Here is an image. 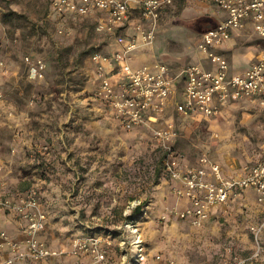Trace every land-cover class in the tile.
<instances>
[{
	"label": "rangeland",
	"instance_id": "obj_1",
	"mask_svg": "<svg viewBox=\"0 0 264 264\" xmlns=\"http://www.w3.org/2000/svg\"><path fill=\"white\" fill-rule=\"evenodd\" d=\"M49 4L0 0V61L8 70L0 71V190H17L25 181L41 187L56 204L46 235L59 245L80 234L73 218L82 214L92 229L100 228L98 235L110 237V264L134 262L139 251L146 255L143 264H151L156 252L175 264H221L234 253L244 264H264V205L252 191L233 196L201 226L174 215L162 218L165 206L182 204L173 192L176 182L157 174L162 152L155 146L165 153L163 145L146 126L132 133L116 127L88 96L98 82L87 73L88 55L120 47V38L97 19H66L68 33L59 34L48 24ZM184 7L170 12L153 44L128 54L131 67L160 61L164 52L177 59L165 61L171 67L213 65L197 49L198 32L180 22L203 14L223 20L225 12L209 1L189 0ZM242 36L259 43L254 35ZM27 53L46 63L41 83L28 79ZM173 106L164 115L175 129L168 144L183 155L184 166L206 156L230 176L261 158L264 100L233 103L216 118L180 115ZM64 202H70L69 212L63 213ZM139 204L141 212L134 214ZM255 225H262L257 241Z\"/></svg>",
	"mask_w": 264,
	"mask_h": 264
},
{
	"label": "built area",
	"instance_id": "obj_2",
	"mask_svg": "<svg viewBox=\"0 0 264 264\" xmlns=\"http://www.w3.org/2000/svg\"><path fill=\"white\" fill-rule=\"evenodd\" d=\"M176 0H50L49 16L54 17L59 34H66V19L93 17L100 20L106 33L121 40L120 47L107 52L93 51L89 60L97 84L92 95L103 100L114 112L121 127L131 130L146 126L164 147V174L176 182L173 192L182 204L167 205L162 218L174 215L193 226H201L214 207L223 208L230 199L242 191L252 189L256 200L264 205V142L261 158L241 166L231 176L222 174L220 165L206 156L199 164L184 166L183 155L168 144L175 135L173 122L164 119L173 101V109L180 115L198 114L215 118L224 108L238 100H264V50L243 73L228 75V61L217 50L230 37L231 30L242 29L251 23L256 34L264 39V0H200L218 5L225 18L215 27L198 32L197 49L205 54L216 69L200 63H189L173 74L161 58L149 65L133 68L128 54L151 45L156 39L162 14ZM32 79H41L46 63L42 57L27 53L23 56ZM0 71L8 70L0 61ZM180 85H183L179 90ZM1 95V94H0ZM0 210L17 215L23 220L20 227L24 237L10 238L0 231V264H44L48 258L62 256L89 257L87 264H108L112 250L110 237L83 233L70 240L67 248L52 247L43 239L47 214L36 186L24 192L7 194L0 192ZM261 226H251L256 241ZM259 250L254 255H257ZM134 262L143 264L146 255L142 251ZM151 264H175L160 252L152 254ZM236 253L221 264H244Z\"/></svg>",
	"mask_w": 264,
	"mask_h": 264
},
{
	"label": "crops",
	"instance_id": "obj_3",
	"mask_svg": "<svg viewBox=\"0 0 264 264\" xmlns=\"http://www.w3.org/2000/svg\"><path fill=\"white\" fill-rule=\"evenodd\" d=\"M188 1L189 0H176L174 2V4L172 6H170L162 14V16L160 18V24L163 23V21L170 16V12L178 10V8H180V7L186 6ZM200 17L209 18V17H214V16L203 14ZM160 24H159V26H160ZM246 33H249L250 35H254V37L259 41V43L257 42V43L251 44V40H250V42H247L246 40H244L242 34H246ZM198 39H199V37H198ZM263 50H264V39L259 37L256 34V32L253 30V26L251 23H247L245 25V27L242 29L231 30L230 37L227 40L223 41V43L219 46L217 51L227 59V61H228L227 74L232 75V74H237V73H243L245 70H247L250 67V65L256 61L258 55ZM168 54H170V53H167V52L162 53L161 58H163L164 56H167ZM187 64H189V63L187 62L185 65H187ZM185 65H183V66L177 65L174 67H171V66H169V67L171 69V72L173 74H176V73L180 72ZM208 68L216 69L217 65L216 64L211 65L210 67L208 66ZM182 87H183V85H180L179 90H181ZM172 104H173V101H172ZM227 106H229V105H227ZM194 116H198V114H194ZM221 171H222V169H221ZM222 174L226 177L229 176V175L225 174L223 171H222ZM3 189L4 188H1V190H0L1 193L4 192V191H2ZM246 191H252L255 194V198H256V192L254 190L247 189V190L242 191L241 193L246 192ZM220 208H221L220 206L214 207L212 212H211L210 218L206 222H208L209 220H211L212 218L217 216L218 210H220ZM22 223H23V220L20 219L17 215H14L12 213H7L5 211L0 210V231H3V230L6 231L7 234L10 236V238L18 240V239H21L24 237V235L20 229ZM49 245H51L52 247L67 248L70 245V241L67 245H59L56 242H54L53 240L49 239ZM89 259L90 258L87 256L80 257V258L71 257V256H62V257H58V258H48L44 262V264H87ZM108 264H110V263H108ZM116 264H121V262H117Z\"/></svg>",
	"mask_w": 264,
	"mask_h": 264
},
{
	"label": "trees",
	"instance_id": "obj_4",
	"mask_svg": "<svg viewBox=\"0 0 264 264\" xmlns=\"http://www.w3.org/2000/svg\"><path fill=\"white\" fill-rule=\"evenodd\" d=\"M49 9H50V4H49ZM14 13L15 12H13V11H11L9 13H5L4 14L5 18H3V20H8L10 18V16L13 15ZM203 18H207V17H202V19ZM77 19L86 20V19H95V18H93V17H82V18H76V20ZM48 24L50 26H52L53 29L56 31V24H55V21H54V17L52 15L48 16ZM197 28H200V27H197ZM90 54L88 55V59L90 57ZM35 55H38V54H35ZM88 69H89V67H88ZM93 70H94L93 65H90V69L88 70L87 73H89V72L91 73V71L93 72ZM45 72H46V69L44 70V75H43V77L41 79H30V78H28V79L32 83H36V84L41 83L42 81H44ZM86 75H89V74H86ZM88 96L92 100V102L95 105L96 109H98V114H101V115L104 114L105 116H107L112 121V123H114V125L116 127L120 128L121 130H123L125 132L131 131V133H132L135 130L144 128L142 126L135 127V128H133L131 130H127V129L122 128L120 126V124L118 123V121H117L112 109L103 100L94 97L91 92H88ZM257 100H262V99L258 98ZM240 102H246V101L245 100H238L236 102H231L228 105H231L233 103H240ZM146 131L148 132L146 134V137H148L150 140H153V138L151 136V132L149 130H146ZM18 134H19V136L17 138L19 140L23 139L20 136V131H18ZM155 147H156V149H158V150H160L162 152L160 162L158 163V166L156 168L157 174H159L161 178H165L166 176L164 174V161H165V156L166 155L162 151V148H161L160 145L156 144ZM30 187L31 186H29V183L27 181H25L24 184L20 188H18L17 190L11 191V190L7 189L4 192H6L7 194L14 193V192H24L25 190H27ZM36 187H37V190H38V194H39L41 203H42V205L44 207V210H45V212L47 214V223H46V227L42 231V236H43V239L47 242V244H49V238L47 237L46 232L48 230V225H49V222H50L49 218L50 217L53 218L52 213L54 212V205H56V204L51 202V200L46 196V193L44 191H42L41 187H39V186H36ZM61 204H62V206L64 208V210H63L64 212L63 213L69 212L70 202H67V203L64 202V203H61ZM141 207H142V204L137 205L134 208V214L141 212ZM128 217L129 218L132 217L131 219H133V216H131V214ZM73 219H74V222H75L76 226L80 229V234H83V233H81V231H84V232L89 233V234L98 235L99 234L98 232L101 231V230H99L100 228H97V227L92 229L91 228V224H90L92 222L88 221L87 218H84V216H82V214H81V216L79 215L78 217H74ZM80 234H78V235H80Z\"/></svg>",
	"mask_w": 264,
	"mask_h": 264
},
{
	"label": "water",
	"instance_id": "obj_5",
	"mask_svg": "<svg viewBox=\"0 0 264 264\" xmlns=\"http://www.w3.org/2000/svg\"><path fill=\"white\" fill-rule=\"evenodd\" d=\"M216 18L215 17H209V18H203L202 17H195L189 20H181V24L188 27L189 29L193 30L194 32H200V31H206L209 28H213L216 25ZM196 23H198L201 26V30L197 31L195 28ZM164 61H177V59L175 57L172 56H164L162 58Z\"/></svg>",
	"mask_w": 264,
	"mask_h": 264
},
{
	"label": "flooded vegetation",
	"instance_id": "obj_6",
	"mask_svg": "<svg viewBox=\"0 0 264 264\" xmlns=\"http://www.w3.org/2000/svg\"><path fill=\"white\" fill-rule=\"evenodd\" d=\"M197 27H200V25L198 23H196V25H195V28H197Z\"/></svg>",
	"mask_w": 264,
	"mask_h": 264
}]
</instances>
